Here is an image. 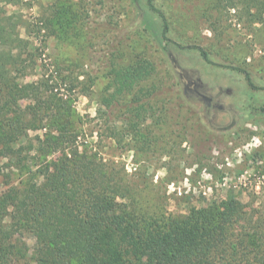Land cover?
Returning <instances> with one entry per match:
<instances>
[{"label":"rangeland","instance_id":"374dc122","mask_svg":"<svg viewBox=\"0 0 264 264\" xmlns=\"http://www.w3.org/2000/svg\"><path fill=\"white\" fill-rule=\"evenodd\" d=\"M0 1L18 16L20 37L29 43L23 47L44 53L39 64L63 59L62 73H53V80L64 78L56 91L73 102L80 151L97 154L125 180L134 194L132 207L150 215H183L235 197L255 218L264 214L262 25L237 9L211 12L216 0H202V9L190 12L179 0H155L169 24L164 38L163 23L146 0ZM55 3H67L69 16H77L70 31L74 44L49 37L40 22ZM194 46L209 50L212 63ZM139 56L150 58L157 75L138 94L143 102L148 95L152 107L144 120H133L126 107L132 95L110 105L106 100L114 93L112 63ZM236 67L251 73L253 87ZM28 71L21 83L42 74L41 66ZM42 133L30 131L27 139ZM12 177L0 176V192L17 182ZM27 242L32 250L34 240Z\"/></svg>","mask_w":264,"mask_h":264},{"label":"trees","instance_id":"16d2710c","mask_svg":"<svg viewBox=\"0 0 264 264\" xmlns=\"http://www.w3.org/2000/svg\"><path fill=\"white\" fill-rule=\"evenodd\" d=\"M179 1L189 12L202 9V0ZM146 2L167 38L165 15L155 0ZM66 4L55 3L40 22L49 37L72 44L77 16H69ZM213 7L220 14L237 9L264 27V0H216ZM17 19L0 1V161L9 171L0 166V176L17 178L0 192V264H264V214L255 218L235 197L183 215L132 207L134 194L125 180L97 154L80 151L73 102L56 91L64 78L53 80L63 59L39 64L44 53L23 47ZM192 48L212 63L209 50ZM40 66L37 81L21 83L29 68ZM236 69L253 87L251 73ZM110 72L114 93L107 105L132 95L127 111L144 120L150 97L143 102L138 94L157 75L155 64L139 56L112 63ZM30 131L43 133L27 139ZM27 237L34 240L32 250Z\"/></svg>","mask_w":264,"mask_h":264}]
</instances>
